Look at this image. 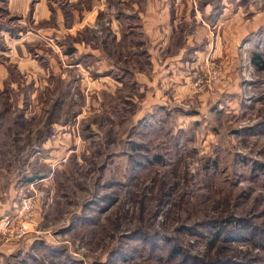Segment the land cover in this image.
I'll return each instance as SVG.
<instances>
[{
	"label": "rangeland",
	"instance_id": "obj_1",
	"mask_svg": "<svg viewBox=\"0 0 264 264\" xmlns=\"http://www.w3.org/2000/svg\"><path fill=\"white\" fill-rule=\"evenodd\" d=\"M40 3L0 0V264H264V0H214V56L167 103L120 75L151 62L108 3L93 31L98 0ZM27 200L30 233L5 236Z\"/></svg>",
	"mask_w": 264,
	"mask_h": 264
},
{
	"label": "crops",
	"instance_id": "obj_2",
	"mask_svg": "<svg viewBox=\"0 0 264 264\" xmlns=\"http://www.w3.org/2000/svg\"><path fill=\"white\" fill-rule=\"evenodd\" d=\"M87 1L71 0L81 6ZM107 3L115 10V13L110 14L113 17L111 21L116 46H123L122 42L128 38L139 47L134 57L146 56L144 58L151 62L146 67L150 70L144 67L140 72L137 68L124 69L120 75L130 76L131 85H141L144 92H160L161 98L157 103L168 102L163 93L175 85L171 83L172 76L179 79V76L184 78L193 75L194 66L197 65L195 61L202 60L208 53L214 56V0H188L180 10L172 7L171 0H98L97 6L83 13L85 18L81 24H74L72 35L85 28L93 31L98 17L108 7ZM38 6H41L39 10L44 14L43 0ZM227 12L225 8L223 15ZM78 25L80 29L77 31ZM224 26L227 27V22L221 24L218 21L215 29ZM220 37L225 38V32ZM73 49L72 55L79 54L86 62L92 59L97 61V65L93 64L92 68L99 70L97 75L109 79L111 69L107 68L103 52L93 50L91 43L84 40L74 43ZM120 70L116 69L115 72ZM184 85L188 89L189 83Z\"/></svg>",
	"mask_w": 264,
	"mask_h": 264
},
{
	"label": "built area",
	"instance_id": "obj_3",
	"mask_svg": "<svg viewBox=\"0 0 264 264\" xmlns=\"http://www.w3.org/2000/svg\"><path fill=\"white\" fill-rule=\"evenodd\" d=\"M187 0H171L175 7H181ZM211 80L214 81V69H209ZM42 196V195H41ZM33 203L32 200H27L23 203L17 221L4 222L2 231L5 236H12L15 240H23L30 233V227L33 224Z\"/></svg>",
	"mask_w": 264,
	"mask_h": 264
}]
</instances>
